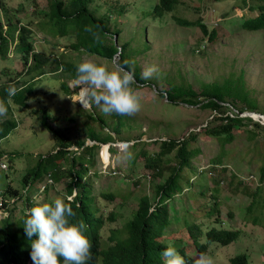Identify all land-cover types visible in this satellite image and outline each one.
I'll use <instances>...</instances> for the list:
<instances>
[{"label": "rangeland", "instance_id": "1", "mask_svg": "<svg viewBox=\"0 0 264 264\" xmlns=\"http://www.w3.org/2000/svg\"><path fill=\"white\" fill-rule=\"evenodd\" d=\"M156 1L90 0L88 2V5L92 7L90 9L92 12L105 17L112 29L120 30L116 35L118 43L128 41L124 45L125 52L129 59L135 60L140 74L149 65H155L159 69L151 80H147L146 86L142 85L136 89L140 96V111L135 116L122 117L120 121L121 124L126 121L132 126H122L119 129L120 132H126L127 136L132 133L130 137L117 138L113 141L112 145L116 150H107V142L100 143L94 152V162L88 164V176L94 195L97 196L99 190L109 188L116 189L127 197L126 200L116 196V199L102 201L105 205L104 212L112 210L116 215L113 220H107L101 229V237L105 241L110 228H120L130 216L135 208L137 197L143 191H150L147 182H150L151 176L147 168L142 165V157L137 156L133 168L128 169L131 159L122 160L123 144L139 136L138 138L147 150H155L157 145L151 139L183 137L189 129L198 130L213 112L209 108L168 102L162 96H153V89L189 83L195 91H198L202 83L218 81L222 77H233L241 73L244 80L243 88L247 91V100L236 98L233 102L237 106L253 103L256 111L264 112V31L240 28L236 21L237 18L240 19L239 16L256 13V9H250L247 5L255 3L256 0H245L243 3L240 0H177L171 10L164 11L160 16H153L152 8ZM45 4L46 0H0V21L4 23L6 17L11 21H15L17 17H22V22L28 21V26L32 30L33 50H41L49 56L50 53H57L61 58L78 63L93 60L108 67L112 65L111 63L115 64L116 56L106 61L104 58L80 53L79 50L71 48L70 34L53 35L45 28H41L39 25L45 24L42 14ZM173 16L188 18L192 22L201 21L205 24L207 31L203 33L196 23L180 25L173 20ZM211 28H214L212 35L210 34ZM13 45H15L13 42L9 44L8 49L10 50L6 52L4 63L6 67H9L10 77H16L15 72L22 70L23 67L19 58V49ZM41 68L46 71L39 75L31 71L32 73L24 77H18L23 81L32 82L33 85L24 100L25 106L18 109L10 101L9 108L16 125L4 137H0V152L7 154V157L0 155V163L4 165L7 163L6 169L0 167V184L2 180H6L4 175H7L12 186L20 187L22 185L20 177L25 168L33 164L36 154H46L54 146L56 138L53 133L39 123L41 108L45 110L49 118L54 119L50 123L57 129L56 134L62 135L64 140L81 137L84 138V143L88 144L90 140L86 137V127L104 131L107 129L97 120L85 117L84 109H90V107H83L78 101L81 100L79 91L82 87L78 78H69L68 75L66 77L59 74L53 69V64L47 63ZM6 79L7 76L3 75L0 77V82ZM62 81H65L71 90L67 94L60 88ZM228 109V107H223L225 112H228ZM91 110L93 114L100 115L108 127L116 122L114 114H104L95 104L91 106ZM245 110L248 109L245 108ZM229 111L232 112L230 109ZM73 112L75 115L71 119ZM85 112L88 114L86 110ZM251 119L252 121L244 120L243 125L234 128L233 139L224 144L229 154L224 157L227 164L223 173L225 174L224 181L223 177L218 180L222 188L217 197L221 199L220 215L224 220L226 218V221L222 220L216 224L221 228L238 226L240 232L226 244H219L215 240L208 242L206 250L213 258L214 264H228V257L240 252L246 255L247 264H264V229L248 224L247 221L246 225H243V220L235 211L233 217L232 215L226 217L227 208L224 207L225 203L230 206L236 202L243 204L246 199L245 193L240 191L242 185L237 187L235 193H230L233 188L232 183L227 184L230 178L229 172L235 178L241 177L244 181L252 179L249 181V190L255 187L257 173L254 170L264 154V120ZM255 122L261 126L255 127L253 125ZM216 123L217 121H214L210 125L213 126ZM194 135L193 143L199 145L201 150L192 158V162L194 166H199V170L202 169L208 174L209 170L203 168L208 165L207 158L217 151V138L202 135V133H194ZM70 147L74 148L75 145H70ZM173 153L174 150H170L167 156L168 161L172 160ZM213 165L216 168V174H219L217 164ZM230 167L231 171H229ZM111 170L116 172L108 173ZM164 171L166 172V168ZM183 171L188 172L187 169ZM191 174L194 173L189 172V175ZM206 174H202L203 180ZM214 175H208L204 182L199 183L201 174H195L194 181L188 182L187 194L192 196L189 197L190 201H193V193L199 185L205 188L206 193L213 194L210 187L213 185ZM66 180V177L61 178L54 182L53 186H49L45 190L46 197L63 198L66 194L63 189ZM157 180L158 177H155L154 181ZM205 200L213 201V198L206 194ZM199 207L204 208L201 209V215H203L207 205L201 203ZM5 213L6 211H0V217ZM20 213V210L15 209L12 210L11 216H18ZM185 213L189 215L187 211ZM208 218L201 216V223L199 218L196 220L202 228H206L212 223ZM248 221L250 222V219ZM175 235H179L180 240L185 239L187 244H182L181 247L186 252L194 248L185 230L165 232L160 238L163 236L170 238ZM197 239L200 242L204 240L203 236H198ZM175 241L177 242L173 240V243H176ZM173 246L176 245L173 244ZM194 255L196 252L193 253Z\"/></svg>", "mask_w": 264, "mask_h": 264}, {"label": "trees", "instance_id": "2", "mask_svg": "<svg viewBox=\"0 0 264 264\" xmlns=\"http://www.w3.org/2000/svg\"><path fill=\"white\" fill-rule=\"evenodd\" d=\"M89 1L46 0L45 8L42 12L45 24L39 26L45 28L53 35L70 34L72 37L71 48L79 50L80 53L104 58L106 61L116 56L115 64L120 65H123L125 61L134 62L137 84L146 85L148 81L141 79L135 60L129 59L128 54L125 52L124 45L128 41L118 43V37L114 41L112 35H117L120 30L118 28L112 29L105 17L92 12L90 10L92 7L88 5ZM240 1L241 3L245 2V0ZM176 2L177 0H157L153 5L152 15L160 16L164 11L171 10ZM247 5L250 9H256V13L239 16L240 19L237 18L236 20L238 21V27L264 31V0H256L255 3ZM173 20L180 25L196 23L203 33L207 31L205 24L201 21L192 22L188 18L178 16H173ZM213 32L214 28H211L210 34L212 35ZM11 42L15 44L13 47H18L20 62L23 65L22 70L15 72L17 74L16 77H10L9 67L4 65L6 52L10 50L8 46ZM31 42L32 30L28 26V21L22 22V17H17L15 21H11L10 18L6 17L4 23L0 21V77L3 75L7 76L5 81L0 82V100L4 101L8 107V116L0 119V137H4L16 125L9 108L10 101L19 109V107L26 105L24 100L26 95L32 90V82L23 81L22 78L18 77H24V75L32 72H36L39 75L46 71L41 67L49 63L53 64V69L58 71L59 74L66 77L69 76V78H77L76 66L79 64L77 61L73 62L66 58H61L57 53H50L49 56L41 50H33ZM9 52L11 53V51ZM111 64L113 65V63ZM112 65L109 67H112ZM149 82L151 83V81ZM243 82L242 74L237 73L233 77H222L218 81L202 83L198 91H195L189 83L155 89L157 96L165 97L168 102L209 108L213 112L210 113L205 124L201 125L198 130L189 129L183 137H156L151 139L157 145L155 150H147L146 146L141 143V139L138 138L139 136H135V139L129 142V150L133 153V158L131 161L129 160L128 169H132L135 163L134 160L137 159V156H141L142 165L147 168L148 174L151 176L150 182H147V187L149 185L150 191H143L137 197L135 208L130 213V216L120 228H110L106 241L101 237V229L107 220H113L116 215L112 210L104 212L105 205L102 201L116 199V196L126 200L127 197L124 193L109 188L99 190L97 196L94 195L91 191L92 186L88 176V164L94 162V152L100 143L107 142L108 150H116L112 145L113 141L117 138L130 137L132 133L127 136L126 132L119 131L122 126L132 127L126 121L122 124L120 123L122 117L126 116L114 114L116 122L108 127L100 115L97 113L93 114L92 111L85 108L83 113L86 118L97 120L101 126L107 128L104 131L86 127V137L92 141L85 144L84 138L77 137L74 140H64L62 135L56 134L57 129L50 123L54 119L49 118L45 110L41 108L39 123L53 133L56 141L46 154H36L33 164L26 167L22 173L20 177L21 184L38 183L46 173L49 174L51 184L61 178H67L63 185L64 192L68 194L74 190V193L70 199L64 197L62 199L72 207L75 213L71 221L77 224L83 222L87 226L84 234L92 245V256L87 261V264H163L162 252L166 247L173 246V244L177 246L175 248L184 257L186 264H194L198 253H207L206 245L208 243L203 244L195 237L193 242L196 247V255L193 256L190 252H184L176 243H173V240L181 239L178 237L179 235L170 238L164 236L160 238V236L165 232L184 230L189 232L190 235H197V233L201 232L200 227L202 226L196 218H199L201 223V216L209 217L208 219H211L212 222L203 231V237L206 240H215L219 244H226L239 234L240 228L238 226L235 228L233 226L221 228L216 223L222 220L226 221V218L224 220L220 215L222 210L220 206L221 199L217 197L222 188L218 180H221L225 175L223 173L227 164L224 157L229 154L226 152L224 144L229 143L233 139L234 128L243 125L244 120L252 121L249 116H241L237 112L233 114L226 113L223 107L226 108L228 106L224 102H227L237 111L245 108L256 111L253 103L237 106L233 102L236 98L247 100V91L243 88ZM10 85H14L17 89H23V91H17L15 96L9 97L5 89ZM60 88L66 94L71 91L65 81L60 83ZM133 88L137 89L135 85H133ZM85 110L88 114H86ZM259 112L264 113L263 111ZM74 115L75 112H73L71 119L74 118ZM214 121H217V123L211 126L210 124ZM253 125L255 127L261 126L257 122ZM194 133H202V135L217 138V151L207 158L208 165L203 168L209 170L208 174L202 169L199 170V166H194L192 162V158L198 155L201 150L199 145L193 143L195 140ZM70 145H75V147L71 148ZM170 150H174V153L171 156L172 160L168 161L167 156ZM122 160H124V157H122ZM214 163L218 166L219 174H216ZM164 168H166V172ZM183 169H187L188 172H184ZM231 170L232 168L230 167L229 171ZM254 171L257 173V178L255 187L251 190L248 189V185L252 179L244 181L241 177L235 178L229 172L230 178L227 184L232 183L233 188L230 193H235L237 187L242 185L240 191L245 193L246 199L243 203L244 205L236 202L230 206L225 203L224 207L227 208L225 215L226 217L231 215L233 217L235 211L243 220V225H246L247 221L248 224L264 229V154ZM115 172L114 170L108 171V173L112 174ZM189 172L194 174L189 175ZM203 173L206 174L205 180L208 175L212 176L215 174L213 185H209L213 194L206 193L205 188L199 185L193 193V201H190L189 197L192 196L187 194L188 182L194 181L195 174H201L199 183L204 182ZM249 173L252 174L253 172ZM220 174L223 175L219 176ZM155 177H158L157 181H154ZM4 178L6 180L1 181L0 193L8 198L13 197V199L10 202L5 200V198L0 199L1 208L7 210V214L0 218V264H33L30 258L31 241L25 235L24 221L26 219L25 210L34 206V203L26 200L25 205L20 207L21 214L11 216V212L15 208L16 198L19 195H23L24 191L21 192V188L11 186L7 175H4ZM48 187L46 185L44 190ZM206 194L211 195L213 201L205 200V202ZM26 199H28L27 196ZM53 200L48 199L45 195L40 202L51 203ZM201 203L207 205L203 215H201V209L204 208L199 207ZM186 211L189 215H186ZM248 219H250V222ZM256 236L258 237V235ZM59 259L61 264H63V258ZM228 260V264H247L246 255L241 252L229 256Z\"/></svg>", "mask_w": 264, "mask_h": 264}, {"label": "clouds", "instance_id": "3", "mask_svg": "<svg viewBox=\"0 0 264 264\" xmlns=\"http://www.w3.org/2000/svg\"><path fill=\"white\" fill-rule=\"evenodd\" d=\"M112 37L115 41L116 35L113 34ZM158 72L157 66H146L141 73V79L145 81L151 80ZM76 75L80 86H82L79 91L81 100L78 101L83 107H90V111H92L91 106L93 104L100 107L101 111L106 115L117 114L132 117L140 111V96L133 88V85L136 88L142 86L136 82L134 62L125 61L123 65L113 64L110 69L108 66L93 60H84L76 66ZM150 85L152 84L150 83ZM5 91L9 97H12L16 95L17 91H23V89H17L14 85H10ZM152 94L153 96L157 95L155 89H153ZM224 103L227 106L229 105L227 102ZM228 108L232 112L228 109L226 113L233 114L237 112L238 115L254 118L244 113L248 110L237 111L230 105ZM255 112L261 113L259 111ZM6 116H8V107L4 101L0 100V117ZM129 142L123 144V157L125 159L133 158V153L129 150ZM0 155L1 157H6L4 152L0 153ZM6 164L0 163V167L6 169ZM46 185L53 186L48 173L38 183L21 185L19 188H21V192L24 191V194L16 198L15 208L13 209L20 210V207L25 205L26 200L34 203V206L25 210L26 219L24 221L25 235L31 241L30 258L33 264H61L59 259L61 257L63 258V264H87V261L92 256L91 242L84 234L87 226L83 222L77 224L71 221L75 213L72 207L66 204L62 198L57 197L51 203H41L40 201L45 197L44 188ZM73 193L74 190L72 193L65 194L64 198L70 199ZM26 196L28 199H26ZM3 198L9 202L13 199V197L8 198L0 193V199ZM0 209V211H6L4 215L7 214V210L1 208V206ZM200 228L202 232L197 233V235H190L188 232L191 242L195 240V237L204 235L202 233L206 228ZM204 240L203 244L211 241L205 238ZM176 244L179 248H182L181 245L187 243L183 239L177 240ZM193 245H195L194 242ZM175 247L168 246L163 250V264H186L184 257L180 255ZM195 249L196 247L194 246L190 250V254H193ZM183 251L186 252L184 249ZM194 264H214V260L208 253L200 252L197 254Z\"/></svg>", "mask_w": 264, "mask_h": 264}, {"label": "water", "instance_id": "4", "mask_svg": "<svg viewBox=\"0 0 264 264\" xmlns=\"http://www.w3.org/2000/svg\"><path fill=\"white\" fill-rule=\"evenodd\" d=\"M245 114H248V115H250V116H252L251 114H257L258 116H263V114H261V113H258V112H253V111H250V110H248V111H245L244 112Z\"/></svg>", "mask_w": 264, "mask_h": 264}, {"label": "bare ground", "instance_id": "5", "mask_svg": "<svg viewBox=\"0 0 264 264\" xmlns=\"http://www.w3.org/2000/svg\"><path fill=\"white\" fill-rule=\"evenodd\" d=\"M255 112V111H253ZM254 118H259L260 120H264V115L263 116H258L257 114H251Z\"/></svg>", "mask_w": 264, "mask_h": 264}]
</instances>
